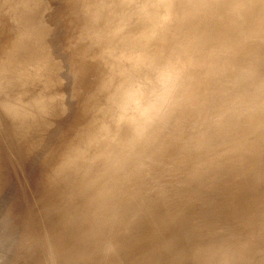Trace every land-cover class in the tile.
Wrapping results in <instances>:
<instances>
[{"label":"rangeland","instance_id":"374dc122","mask_svg":"<svg viewBox=\"0 0 264 264\" xmlns=\"http://www.w3.org/2000/svg\"><path fill=\"white\" fill-rule=\"evenodd\" d=\"M0 15V264H39L36 262L41 263V260H43L42 264H264V166L254 168V159L250 156H244L243 161L238 164H227L223 168L205 175L202 168L205 161L195 156L185 158L180 153L177 144L162 142L155 147H158L157 149H150L149 153L151 155L147 153L145 166L140 170V172L144 170V173L142 172L144 175L139 172L138 178L141 179L139 181L138 178L136 179L142 184L141 187L135 182L130 187L128 186L130 190L126 187L127 192L130 191L131 195L134 196V192H136V195L138 193V198L135 195L137 200L130 193L128 195L132 198L126 195L127 192H125L126 194L123 193L125 189L121 192L125 194L122 197L126 196L127 198L128 196L129 200L127 199V202L131 199H133V202H138L135 203L136 205H132L133 202L131 204V201V205L127 203L128 206L132 207L131 210L126 205V209L123 206L126 204V198H124L125 202L121 201L119 204L122 194L118 195L111 192L113 194L108 195L109 190L112 188H109V185H111L113 179V171L108 166L112 163L111 159L115 157L117 151L115 149L119 148L118 145L123 142L122 145H125L131 139L132 129L139 122L141 123L150 118L166 87L164 73L156 70L153 66L157 53L166 45L167 38L162 36L159 31L163 13L158 16L149 0H0ZM72 53H75V56ZM116 59L118 62L115 61ZM45 99L47 100L45 101ZM6 100L10 112L8 110L4 111V107L1 105L2 103L5 104L4 101ZM72 100L73 102H71ZM42 102L46 103L45 106ZM93 103L97 109H95ZM99 105H102V108ZM89 106L91 113L94 111L93 114H95L91 117V120L97 115L102 118L104 114L101 121L95 119L97 117L93 119L102 131L97 129L98 126L96 128L97 124L94 121L93 123L89 120L91 123L89 124L87 119H90ZM59 108L63 110L61 111ZM114 108H116L115 111ZM99 109L102 110L98 111ZM80 110L82 111L80 112ZM86 110H89V112L84 113L83 111ZM60 111L64 114L59 115ZM95 111H98L99 114H96ZM109 111L112 118L108 114L110 118L107 116L109 119L106 120ZM76 112L81 116H77ZM18 113L20 116H18ZM85 114L89 116L87 115V117ZM22 115H25L23 116L24 120ZM6 117L7 119H5ZM85 119L88 121V123L85 122L86 125H90V129L92 125V131H94V127L99 130V135L97 130H95L97 133H94L96 137L91 132H89L90 134L87 133L89 128H87L88 131H83L87 127L83 123ZM102 120L106 123L100 124L103 122ZM115 121L116 124L114 125ZM44 124L47 125L48 129ZM67 125L68 127H64ZM79 125H83L79 129L83 131V134L86 132L85 135L79 134L81 132L79 129L76 131L77 128L75 129V127ZM109 126L112 127L110 135L108 134L110 133ZM114 126H117L118 130ZM115 129L116 134L112 133ZM61 130L67 132V134H70L69 132L73 134L76 131L75 136L70 134V138L72 135L73 139H76L70 140L66 133H64L66 135H61L63 134ZM70 130H74V132ZM17 131H19V134ZM118 131L121 136L124 135V138H121ZM102 132L105 134H101ZM77 133L82 137H78ZM86 134L89 135L90 140H94L92 143L86 138L92 144L89 142L84 144ZM117 134L119 140L121 139L120 144L118 143ZM59 135L64 138L61 137L62 142ZM103 135H107V137L104 136V138ZM112 135L115 137L112 138ZM24 138L25 140H23ZM42 138H46V140ZM77 138L81 139L78 140ZM108 138L109 142L107 141ZM42 141L44 142L39 143ZM63 141H65L64 144H67L64 145ZM69 141L70 143L73 141L72 145L69 144ZM100 141H103L105 145L101 144ZM77 143H80V146ZM81 143L85 145L86 150L91 148L86 143L92 145V148L88 150L92 155L95 154L94 152H96L98 146L102 147L98 149H100L99 151L103 150L105 153L103 152L102 155V151H97L96 154L103 161L96 155L92 156ZM112 144L116 145L117 148H112ZM93 145L98 146L93 149ZM65 146L67 147L64 148ZM103 146H106V148ZM109 146L112 153L110 152L111 149L108 148ZM62 147L63 149H60ZM25 148L26 151L23 152ZM78 148L79 151L75 150ZM59 151H62L61 155ZM78 152L83 156H80ZM153 153L157 156L155 157ZM172 154L175 157L171 156ZM22 155L23 157H21ZM68 156L69 158L72 157L71 159L76 157L74 168H72L73 163L70 165L65 161L66 159L61 163L63 157L68 158ZM77 156L82 158L85 163L80 160L77 161ZM60 157L62 160H60ZM91 157L95 160H91ZM106 157L107 159H104ZM161 157L164 159H161ZM97 158L101 163L98 162ZM108 158H111V161ZM55 159L58 162H56L57 164H54ZM160 159L163 161H160ZM43 160L44 164L42 163ZM106 160H108V163L105 162ZM79 161L80 163H78ZM95 161L97 162L95 163ZM61 164L71 166L68 168L70 170H67V167L64 169L69 171L68 174H63L66 171L62 169L64 165L61 168ZM94 164L97 166H94ZM150 164L155 169L150 168ZM53 165H58L56 167L60 171ZM52 167H55L57 172ZM90 167H93V171L90 170ZM40 168L43 170H37ZM72 169L71 175L70 171ZM36 170L39 173H36ZM45 170L50 171L49 174L54 171L56 175L52 174V177L56 176L57 179L52 180L51 174L48 175ZM34 172L39 179H36L35 175L33 176L34 180L30 178ZM59 172L63 174L62 180L59 177L61 176ZM83 172L86 175L82 174ZM43 174H46L47 178L50 181L52 180L55 185H52V182L49 181V184L46 183L47 178L43 181L42 179L46 177L45 175L43 177ZM2 177L6 181H3ZM29 180L33 181L30 182ZM44 182L49 185V189L46 188L47 185ZM58 182H60L59 185H57ZM134 184L137 186H133ZM51 186L55 187L52 188ZM134 187L136 189L139 187V190L136 191ZM142 187L149 188L151 192L145 189L140 192ZM39 188H42L41 192L43 194L39 193ZM133 190L135 191L133 192ZM144 191L152 197L149 195L148 198ZM143 193L145 194L143 199L147 196L145 201L142 199L143 196H140ZM14 194H18L19 197L14 196ZM115 194L120 196V198L117 196L118 200H116ZM107 195L109 198L115 195L113 199H110L112 204L107 199ZM153 195H156L159 199ZM59 196L61 197L59 198ZM140 198L142 201L139 200ZM12 201L15 202L14 204L17 202L19 204L12 206ZM57 201L61 204L63 201L64 205L59 204ZM113 201L116 202V205ZM121 205L124 207L125 211L122 210V212L126 213L125 216L120 210L122 209ZM73 207L76 209L74 210ZM115 207H118L119 210L115 209L117 210L115 211ZM71 209L72 213H70ZM4 210L5 213H3ZM40 212L43 214L41 215ZM73 212H75V215ZM98 213L101 215H98ZM38 216L42 217L39 218ZM19 217L21 221L18 220ZM85 217L87 220H83ZM112 220H114V223ZM97 223L98 227L95 226L94 228ZM100 223L107 225L106 227L99 226ZM81 225L83 226L81 227ZM23 232L25 233L23 234ZM122 234L123 236H120ZM51 235L55 240L51 238ZM94 237L96 240L92 239ZM118 237H121L122 244L121 239L120 244L117 242ZM130 237L132 238L130 239ZM25 239L27 240L24 241ZM28 240H30L29 245ZM90 240L93 244L87 243ZM94 240L96 243H101V240L103 242L94 244ZM97 240H100V242ZM34 241L36 242L33 244ZM125 241L127 243H124ZM131 241L132 243H130ZM23 247L24 249H22ZM34 247L35 249H33ZM36 255H41L43 258L40 256L41 260H37L39 258ZM95 258L97 259L95 260ZM23 259L24 261H22Z\"/></svg>","mask_w":264,"mask_h":264},{"label":"clouds","instance_id":"9594fccd","mask_svg":"<svg viewBox=\"0 0 264 264\" xmlns=\"http://www.w3.org/2000/svg\"><path fill=\"white\" fill-rule=\"evenodd\" d=\"M149 2L164 14L166 45L153 66L166 87L150 118L118 148L109 191L130 186L162 142L205 161V175L244 156L264 166V0Z\"/></svg>","mask_w":264,"mask_h":264},{"label":"bare ground","instance_id":"6f19581e","mask_svg":"<svg viewBox=\"0 0 264 264\" xmlns=\"http://www.w3.org/2000/svg\"><path fill=\"white\" fill-rule=\"evenodd\" d=\"M41 2H42V1H41ZM39 4H40V3H39ZM13 5H14V4H13ZM5 8H6V7H5ZM38 10L40 11V8H39ZM4 11H5V10H4ZM4 13H5V12H4ZM37 14H38V12H37ZM0 16H1V15H0ZM35 16H36V14H35ZM29 17H30V16H29ZM29 17H28V18H29ZM33 17H34V16H33ZM37 17H38V16H37ZM21 18H22V17H21ZM44 18H45V17H44ZM25 20H26V18H25ZM68 20H69V19H68ZM26 21H28V20H26ZM31 21H32V20H31ZM31 21H30V24H31ZM36 22H37V21H36ZM26 23H27V22H26ZM32 23H33V22H32ZM49 24H50V23H49ZM27 26H29V25H27ZM27 26H26V27H27ZM34 26H35V25H34ZM29 27H30V26H29ZM30 28H31V27H30ZM42 28H43V27H42ZM42 28H41V29H42ZM72 28H73V27H72ZM38 29H39V28H38ZM54 29H55V28H54ZM38 31H39V30H38ZM38 31H37V32H38ZM72 31H73V30H72ZM26 32H27V31H26ZM26 32H25V33H26ZM31 32H32V31H31ZM69 32H70V31H69ZM75 32H76V31H75ZM41 33H42V32H41ZM28 34H30V33H28ZM68 34H69V33H68ZM73 34H75V33H73ZM39 35H40V34H39ZM41 35H42V34H41ZM41 35H40V36H41ZM28 36H29V35H28ZM72 37H73V36H72ZM30 38H31V37H30ZM32 38H33V36H32ZM71 39H72V38H71ZM67 43H68V42H67ZM37 45H38V44H37ZM71 45H72V44H71ZM77 45H78V44H77ZM80 47H81V46H80ZM143 48H145V47H143ZM77 49H78V48H77ZM71 50H72V49H71ZM70 52H71V51H70ZM74 52H75V51H74ZM76 52H77V51H76ZM77 53H78V52H77ZM80 53H81V52H80ZM80 53H79V54H80ZM72 54H73V53H72ZM74 54H75V53H74ZM74 54H73V55H74ZM79 54H78V57H79ZM80 55H81V54H80ZM74 56H75V55H74ZM105 56H106V55H105ZM107 57H108V56H107ZM74 58H75V57H74ZM91 58H92V57H91ZM108 58H109V57H108ZM78 59H79V58H78ZM114 59H115V58H114ZM72 60H73V59H72ZM79 60H80V59H79ZM82 60H83V58H82ZM84 60H85V59H84ZM115 61L118 62L117 59H116ZM48 64H49V63H48ZM120 67H121V66H120ZM120 67H119V68H120ZM119 68H118V69H119ZM152 77H155V76H152ZM152 77H151V78H152ZM46 78H47V77H46ZM54 88H55V87H54ZM39 91H40V89H39ZM42 91H43V90H42ZM55 92H56V91H55ZM35 93H36V92H35ZM57 93H58V92H57ZM144 93H145V92H144ZM24 94H25V93H24ZM54 94H56V93H54ZM53 96H54V95H53ZM62 96H64V95H62ZM66 96H67V95H66ZM69 96H70V95H69ZM19 97H20V96H19ZM33 97H34V96H33ZM54 97H55V96H54ZM12 98H13V97H12ZM31 98H32V97H31ZM51 98H52V97H51ZM65 98H66V97H65ZM96 98H98V97H96ZM111 98H112V96H111ZM113 98H114V97H113ZM38 99H39V98H38ZM49 99H50V98H49ZM53 99H54V98H53ZM53 99H52V100H53ZM94 99H95V98H94ZM94 99H93V100H94ZM29 100H30V99H29ZM46 100H47V99H45V101H46ZM30 101H31V100H30ZM41 101H42V100H41ZM65 101H66V100H65ZM4 102H5V104H4V103L1 104V105L4 107V111H5V110H6V111H7V110L9 111L10 109L7 108V104H6V103H7V100L4 101ZM26 102H27V101H26ZM59 102H60V101H59ZM67 102L69 103V101H67ZM71 102H73V100H72ZM95 102H96V100H95ZM42 103H43V102H42ZM90 103H91V102H90ZM17 104H18V103H17ZM40 104H41V103H40ZM43 104H44V103H43ZM45 104H46V103H45ZM45 104H44L43 106H45ZM93 104H94V103H93ZM98 104H99V103H98ZM102 104H103V102H102ZM26 105H27V104H26ZM33 105H34V104H33ZM57 105H58V104H57ZM70 105H71V104H70ZM70 105H69V106H70ZM89 105H91V104H89ZM103 105H104V104H103ZM34 106H35V105H34ZM53 106H54V104H53ZM53 106H52V107H53ZM55 106H56V105H55ZM64 106H65V108H66V104H65ZM94 106H95V109H97L95 104H94ZM99 106H100V105H99ZM48 107H49V106H48ZM61 107H62V106H61ZM67 107H68V106H67ZM91 107H93V106L91 105ZM100 107L102 108V105H101ZM14 108H15V107H14ZM19 108H20V107H19ZM30 108H31V107H30ZM35 108H36V107H35ZM82 108H83V107H82ZM84 108H86V107H84ZM104 108H105V107H104ZM104 108H103V109H104ZM15 109H16V108H15ZM59 109H60V108H59ZM67 109L69 110L70 108H67ZM88 109H90V106H89ZM95 109H94V110H95ZM115 109H116V108H114L113 110L115 111ZM45 110H46V109H45ZM60 110H61V109H60ZM62 110H63V109H62ZM62 110H61V111H62ZM100 110H102V109H99L98 111H100ZM113 110L111 111L112 113H113ZM24 111H26V110L24 109ZM61 111H60V114H59V115L64 114V113H61ZM81 111H82V110H80V112H81ZM92 111H93V110H92ZM98 111H97V112H98ZM9 112H10V111H9ZM19 112H20V111H19ZM30 112H31V111H30ZM44 112H45V111H44ZM51 112H52V111H51ZM51 112H49V113H51ZM55 112H56V111H55ZM83 112H84V113H88L89 110H86V111H83ZM95 112H96V111H95ZM97 112H96V114H99V112H98V113H97ZM111 112L109 111V112L107 113L106 117L108 116V114H110V116H111V118H112V114H111ZM22 113H23V112H22ZM31 113H33V112H31ZM37 113H38V112H37ZM37 113H36V114H37ZM46 113H47V111H46ZM49 113H48V114H49ZM65 113H66V111H65ZM69 113H70V112H69ZM69 113H68V114H69ZM93 113H94V111H93ZM93 113H91V109H90V114H89V115H90V119L87 118L88 121L91 120V117H93V115H95V114H93ZM100 113H101V112H100ZM102 113H104V112L102 111ZM116 113H118V112H116ZM131 113L133 114V112H131ZM16 114H17V113H16ZM20 114H21V113H20ZM48 114H47V115H48ZM56 114H58V113H56ZM76 114H77V112H76ZM30 115H31V114H30ZM34 115H35V114H34ZM44 115H45V114H44ZM59 115H58V116H59ZM65 115H66V114H65ZM70 115H71V114H70ZM87 115H88V114H87ZM87 115L85 114V116H87ZM89 115H88V116H89ZM91 115H92V116H91ZM18 116H20L19 113H18ZM18 116H17V117H18ZM23 116H25V115H22V119H23ZM39 116H40V115H39ZM42 116H43V114H42ZM56 116H57V115H56ZM77 116H81V115H78V114H77ZM82 116H83V115H82ZM88 116H87V117H88ZM110 116H108V117L110 118ZM113 116H114V115H113ZM7 117H8V116H7ZM7 117H6L5 119H7ZM17 117H16V118H17ZM33 117H34V116H33ZM45 117H47V116H45ZM49 117H50V116H49ZM51 117H52V116H51ZM54 117H55V116H54ZM68 117H70V116H68ZM73 117H74V116H73ZM83 117H84V116H83ZM95 117H97V118H95ZM95 117H94L95 119H99V120L101 121V119L104 118V114H103V117H102V118H101V117L99 118L98 115L95 116ZM108 117L106 118V120L109 119ZM114 117H115V116H114ZM144 117H145V119L147 118L146 115H145ZM20 118H21V117H20ZM43 118H44V117H43ZM59 118H60V117H59ZM80 118H81V117H80ZM84 118H86V117H84ZM84 118H83V119H84ZM94 118H92L91 122L94 121L95 124H97V122H96L95 120H93ZM115 118H116V117H115ZM30 119H31V118H30ZM49 119H51V118H49ZM62 119H63V118H62ZM113 119H114V118H113ZM148 119H149V118H148ZM9 120H10V119H9ZM23 120H24V119H23ZM26 120H27V119H26ZM39 120H40V118H39ZM64 120H65V118H64ZM73 120H74V119H73ZM73 120H72V121H73ZM81 120H82V119H81ZM81 120H80V121H81ZM99 120H98V121H99ZM103 120H105V119H103ZM103 120H102V121H103ZM106 120H105V121H106ZM110 120H112V119H110ZM142 120H143V119H142ZM146 120H147V119H146ZM10 121H11V120H10ZM10 121H8V122H10ZM28 121H29V120H28ZM47 121H48V120H47ZM72 121H71V122H72ZM75 121H76V119H75ZM78 121H79V119H78ZM85 121L88 123V121H87L86 119L83 121V123H85V127L87 126V127H86V130L82 128L83 131H88L87 128H89V131L87 132L88 134H90L89 132H91V134L93 133V135H94V133L96 134L97 131H98L97 134L99 135L100 132H99V130H97V129H100V130H101V128L98 126V124L96 125V128H97V126H98L97 129H95V127H94V131L97 130V131L94 132V131H92V129H93V128H92V125H91V129H90V127H89V126H90L89 124H91L90 121H89V124H87V125H86V122H85ZM105 121H103L102 123H100V122H98V123L103 124ZM19 122H20V121H19ZM19 122H18V123H19ZM36 122H37V121H36ZM62 122H63V121H62ZM62 122H60V123H62ZM65 122H66V121H65ZM73 122H74V121H73ZM94 122H93V123H94ZM106 122H108V121H106ZM106 122H105V123H106ZM113 122H114V121H113ZM143 122H144V121H143ZM25 123H26V122H25ZM68 123H69V121H68ZM105 123H104V124H105ZM110 123H111V121H110ZM139 123H140V122H139ZM14 124H15V123H14ZM16 124H17V123H16ZM16 124H15V125H16ZM27 124H28V123H27ZM33 124H35V123H33ZM40 124H41V123H40ZM64 124H65V123H64ZM71 124H72V123H71ZM75 124H76V123H75ZM77 124H78V123H77ZM95 124H93V125L95 126ZM100 124H99V125H100ZM115 124H116V121H115L114 125H115ZM21 125H22V124H21ZM21 125H20V126H21ZM38 125H39V124H38ZM38 125H37V126H38ZM52 125H54V124L52 123ZM56 125H57V124H56ZM56 125H55V127H56ZM59 125H60V124H59ZM61 125H62V124H61ZM68 125H69V124H68ZM68 125H67V126H64V127H68ZM73 125H74V124H73ZM83 125H84V124H83ZM83 125L76 126V127H75V129L77 128L76 131H78L79 127H80V126H83ZM106 125H111V124H106ZM112 125H113V123H112ZM25 126H26V125H25ZM25 126H24V127H25ZM40 126H41V125H40ZM44 126H45V124H44ZM44 126H43V127H44ZM46 126H47V125H46ZM46 126H45V127H46ZM24 127H23V128H24ZM26 127H27V126H26ZM34 127H35V126H34ZM51 127H52V126H51ZM55 127H54V128H55ZM57 127L59 128L60 126H57ZM70 127H71V126H70ZM85 127H84V128H85ZM114 127L117 128V126H114ZM27 128H28V127H27ZM36 128H37V127H36ZM46 128H47V127H46ZM71 128L74 129V127H71ZM80 128H81V127H80ZM108 128H110V129H109V130H110V133H108V134L110 135V134H111L112 127L109 126ZM24 129H25V128H24ZM43 129H44V128H43ZM47 129H48V128H47ZM55 129H56V128H55ZM64 129H65V128H64ZM12 130H13V129H12ZM30 130H31V129H30ZM37 130H38V129H37ZM49 130H50V129H49ZM49 130H47V131H49ZM53 130H54V129H53ZM68 130H69V129H68ZM90 130H91V131H90ZM117 130H118V128H117ZM132 130H133V129H132ZM13 131H15V130H13ZM33 131H34V130L32 129V132H33ZM54 131H55V130H54ZM54 131H53V132H54ZM70 131H73V132H74V130H70ZM76 131H75V132H76ZM79 131H81V132H79V134L83 132V131L80 130V129H79ZM101 131H102V130H101ZM113 131H114V132H113ZM113 131H112V133H115V134H116V132H117L116 129L113 130ZM119 131H120V130H119ZM119 131H118V134H119ZM122 131H123V130H122ZM17 132H18V134H19V131H17ZM40 132H41V130H40ZM49 132H50V131H49ZM56 132H57V130H56ZM61 132H63V134H61V135H66V134H67V132H64V131H62V130H61ZM75 132H74V133H75ZM105 132H106V131H105ZM23 133H24V132H23ZM45 133H46V132H45ZM64 133H66V134H64ZM69 133L72 134L71 132H69ZM74 133H73V134H74ZM85 133H86V132H84V134H83V133H82V134L85 135ZM106 133H107V132H106ZM47 134H48V133H47ZM50 134H51V133H50ZM56 134H57V133H56ZM70 134H67L66 136L70 138ZM73 134H72V135H73ZM77 134H78V133H77ZM79 134H78V137H82V135H79ZM101 134H105V133L102 132ZM115 134H114V135H115ZM118 134H117V139L119 140V138H118ZM131 134H132V133H131ZM131 134H130V136H132ZM13 135H14V134H13ZM15 135H16V134H15ZM40 135H41V134H40ZM72 135H71L70 140H71V139H72V140H75L76 138L73 139ZM75 135H76V134H74L73 136H75ZM93 135H92V136H93ZM114 135H112V138H113ZM119 135H120V134H119ZM19 136H20V135H19ZM19 136H18V137H19ZM24 136H25V135H24ZM41 136H42V135H41ZM44 136H45V135H44ZM86 136H87V134H86ZM92 136H91V137H92ZM94 136H95V135H94ZM104 136L107 137V135H103V137H104ZM120 136H121V135H120ZM120 136H119V137H120ZM123 136H124V135H123ZM123 136H121V138H124ZM15 137H16V136H15ZM34 137H35V136L33 135V138H34ZM36 137H37V136H36ZM38 137H39V136H38ZM61 137H62V136L59 135L60 140H61ZM83 137H84V136H83ZM95 137H96V136H95ZM95 137H94V138H95ZM105 137H104V138H105ZM114 137H115V136H114ZM22 138H23V136H22ZM33 138H32V140L35 141V139H33ZM59 138H58V139H59ZM62 138H63V137H62ZM65 138H66V137H65ZM86 138L89 139V135H88L87 137H85V139H86ZM98 138H99V137H98ZM101 138H102V137H101ZM128 138H129V137H128ZM130 138H131V137H130ZM39 139H40V138H39ZM39 139H38V140H39ZM42 139H43V138H42ZM58 139H57V140H58ZM63 139H64V138H63ZM77 139H78V138H77ZM79 139H81V138H79ZM79 139H78V140H79ZM90 139H91V138H90ZM90 139H89V140H90ZM114 139H115V138H114ZM19 140H20V139H19ZM23 140H25V138H24ZM43 140H46V138H44ZM66 140H67V139H66ZM83 140H84V139H83ZM89 140L86 139V141H84V144H85V142H89V143L92 142V143H93V141H94V140H90V141H91V142H90ZM103 140H104V139H103ZM108 140H109V138L107 139V141H108ZM122 140H124V139H122ZM127 140H128V139H127ZM129 140H130V139H129ZM67 141H68V140H67ZM107 141H105V142H107ZM124 141H125V140H124ZM32 142H33V141H32ZM43 142H44V141L39 142V143H43ZM46 142H47V141H46ZM56 142H57V143H58V142L61 143L62 140H61V142H60V141H56ZM64 142H65V141H63V144H64ZM72 142H73V141H72ZM72 142H71V143H72ZM76 142H78V141L76 140ZM108 142H109V141H108ZM120 142H121V139L119 140L118 143L120 144ZM125 142H127V141H125ZM22 143H23V142H22ZM36 143H37V142H36ZM71 143H70V141H69V144H71ZM89 143H86V145H87V146H91V148H92V145H90ZM92 143H91V144H92ZM98 143H99V142H98ZM98 143H97V144H98ZM100 143L102 144L103 141H100ZM123 143H124V142H123ZM123 143H122V144H123ZM31 144H34V143H31ZM37 144H38V143H37ZM65 144H67V143H65ZM65 144H64V145H65ZM69 144H68V145H69ZM77 144H78V143H77ZM79 144H80V143H79ZM79 144H78V145H79ZM84 144L81 143V145H83V147L85 146ZM88 144H89V145H88ZM95 144H96V143H95ZM103 144H104V143H103ZM110 144H111V143H110ZM122 144H120V145H122ZM125 144H126V143H125ZM164 144H165V143H164ZM166 144H167V142H166ZM18 145H19V144H18ZM56 145H57V144H56ZM61 145H62V144H61ZM71 145H72V144H71ZM71 145H70V146H71ZM78 145H76V146L78 147ZM104 145H105V144H104ZM112 145H113V144H112ZM112 145H111V146H112ZM120 145H118V146L120 147ZM24 146H25V144H24ZM24 146H22V147H24ZM36 146H37V145H36ZM79 146H80V145H79ZM95 146H96V145H93V149H94ZM97 146H98V145H97ZM97 146H96V147H97ZM115 146H116V145H115ZM115 146L113 145L112 148H113V147H114V148H117V146H116V147H115ZM3 147H4V146H3ZM22 147H21V148H22ZM56 147H57V150H58V149H59V148H58V145H57ZM59 147H60V145H59ZM66 147H67V146H65L64 148H66ZM68 147H69V146H68ZM74 147H75V145H74ZM81 147H82V146H81ZM103 147L106 148V146H103ZM160 147H161V146H160ZM21 148H20V149H21ZM52 148H53V147H52ZM54 148H55V147H54ZM71 148H72V147H71ZM87 148H88V147H87ZM91 148H88V150L91 149ZM98 148H102V147H99V146H98L97 149H96V152H97V151H98V152H101V151H102V155H103L105 152H104L103 150L99 151L100 149H98ZM105 148H104V150H105ZM108 148L111 149L110 146H109ZM157 148H158V147H157ZM157 148H155V149H157ZM162 148H163V147H162ZM27 149H28V148H27ZM35 149H36V148H35ZM55 149H56V148H55ZM60 149H63V147L60 148ZM84 149L86 150L85 147H84ZM159 149H160V148H159ZM164 149H165V148H164ZM164 149H163V150H164ZM173 149H174V148H173ZM176 149H177V148H176ZM21 150H22V149H21ZM23 150H24V149H23ZM38 150H39V149H38ZM51 150H53V149H51ZM67 150L69 151V149H67ZM67 150H66V151H67ZM75 150H78V151H79V148H78V149H75ZM85 150H84V151H85ZM88 150H86V151H88ZM116 150H118V148L115 149V151H116ZM167 150H168V149H167ZM25 151H26V148H25V150H24L23 152H25ZM29 151H30V150H29ZM55 151H56V150H55ZM82 151H83V150H82ZM92 151H93V150H92ZM108 151H109V150H108ZM111 151H112V149L110 150V152H111ZM174 151H175V149H174ZM23 152H22V153H23ZM59 152H60V155H61V152H62V151H59ZM69 152H70V151H69ZM75 152H76V151H75ZM80 152H81V150H80ZM88 152H89V151H88ZM96 152H94V153H95L94 155L97 156L98 154H96ZM103 152H104V153H103ZM113 152H114V151H113ZM116 152H117V151H116ZM149 152H150V150H149ZM149 152H148V154L151 155V153H149ZM153 152H154V151H153ZM35 153H37V152H35ZM51 153H52V151H51ZM53 153H54V152H53ZM56 153H57V152H56ZM63 153H65V152H63ZM63 153H62V154H63ZM67 153H68V152H67ZM70 153H71V152H70ZM72 153H73V152H72ZM78 153H79V152H78ZM78 153H77V155H78ZM81 153H82V152H81ZM81 153H79V155H80ZM83 153H84V152H83ZM86 153H87V152H86ZM86 153H85V154H86ZM89 153H90V152H89ZM89 153H88V154H89ZM92 153H93V152H92ZM108 153H109V152H108ZM111 153H112V152H111ZM178 153H179V152H178ZM26 154H28V152H26ZM26 154H25V155H26ZM46 154H48V153H46ZM49 154H50V152H49ZM49 154H48V155H49ZM57 154L59 155V153H57ZM65 154H66V153H65ZM90 154H91V153H90ZM106 154H107V153H106ZM153 154H154V153H153ZM170 154H171V153H170ZM176 154H177V153H176ZM35 155H36V154H35ZM50 155H52V154H50ZM50 155H49V157H50ZM74 155H76V153H74ZM79 155H78V156H79ZM91 155H92V154H91ZM91 155H89V156H91ZM94 155H92V156H94ZM107 155H110V154H107ZM107 155H106V156H107ZM112 155H113V154H112ZM163 155H164V154H163ZM177 155H178V154H177ZM29 156H30V154H29ZM46 156H47V155H46ZM63 156H64V155H63ZM70 156H72V154H70ZM78 156H77V158H78ZM80 156H83V155H80ZM96 156H95V159H96ZM148 156H149V155H148ZM154 156L156 157L157 155L154 154ZM171 156H173V154H172ZM21 157H23V155H22ZM30 157H31V156H30ZM54 157H56V156H54ZM65 157H67V156L65 155ZM65 157H63L64 159H63V161H62L61 163H63L65 159H66L65 161L67 162V161H69V160H67V159H71V158H72V157L69 158V156H68V158H65ZM86 157H87V156H86ZM97 157H98V156H97ZM101 157H102V156H101ZM149 157H150V156H149ZM173 157H175V156H173ZM44 158H47L48 160L50 159V158H48V157H44ZM75 158H76V157L73 158L74 161H75ZM84 158H85V157H83V159H84ZM98 158H99V157H98ZM98 158H97V159H98ZM111 158H112V157H111ZM111 158H108V159L110 160ZM150 158H151V157H150ZM165 158H166V157H165ZM2 159H3V158H2ZM17 159H18V158H17ZM57 159H58V156H57ZM93 159H94V158H93ZM93 159H92V157H91V160H93ZM95 159H94V160H95ZM99 159H100V158H99ZM99 159H98V162H99ZM104 159H107V157L104 158ZM156 159H157V158H156ZM161 159H164V158L161 157ZM161 159H160V161H163V160H161ZM166 159H167V158H166ZM169 159H170V158H169ZM251 159H252V158H251ZM4 160H6V159H4ZM15 160H16V159H15ZM21 160H22V159H21ZM23 160H24V158H23ZM25 160H28V159H25ZM31 160H32V158H31ZM44 160L47 161L46 159H44ZM44 160L42 161L43 164L45 163ZM55 160H56V159H55ZM60 160H62L61 157H60ZM60 160H58V161H60ZM78 160L82 161V163L84 162V160H82V158H78L77 161H78ZM85 160H87V158H85ZM100 160H101V159H100ZM111 160H113V159H111ZM111 160H110V161H111ZM153 160H154V159H153ZM157 160L159 161V159H157ZM13 161H14V160H13ZM18 161H19V160H18ZM77 161H76V163H77ZM80 161H79L78 163H80ZM88 161H89V160H88ZM101 161H103V160H101ZM101 161H100L99 163H101ZM107 161H108V160H106L105 162H107ZM24 162H25V161H24ZM56 162H57V160L54 161V164H57V163H58V162H57V163H56ZM66 162H65V164H66ZM90 162H91V161H90ZM96 162H97V161H95V163H96ZM145 162H146V161H145ZM145 162H144V163H145ZM155 162H157V161H155ZM2 163L5 164L3 161H2ZM46 163H47V162H46ZM48 163H49V162H48ZM59 163H60V162H59ZM84 163H85V162H84ZM92 163H93V162H92ZM102 163H103V162H102ZM107 163H108V162H107ZM110 163H111V162H110ZM29 164H30V163H29ZM40 164H41V163H40ZM49 164H51V163H49ZM52 164H53V163H52ZM87 164H88V163H87ZM244 164H245V163H244ZM59 165H60V164H59ZM62 165H64V164H61V168H62ZM67 165H68V164H67ZM67 165H66V166L64 165V168H62V169L64 170V169H66L65 167H67V170H70V169H68V168H70L71 166L69 167V165H68V166H67ZM70 165H72V164H70ZM73 165H74V166H73ZM73 165H72V168L75 167V164H74V163H73ZM77 165H78V164H77ZM95 165H96V164H94V166H95ZM104 165H105V163H104ZM150 165H151V164H150ZM167 165H168V164H167ZM247 165H248V164H247ZM4 166H5V165H4ZM28 166H29V165H28ZM48 166H49V165H48ZM53 166L56 167V166H58V165H53ZM81 166H82V165H81ZM91 166H92V165H91ZM94 166H93V167H94ZM96 166H97V165H96ZM99 166H100V165H99ZM99 166H98V167H99ZM101 166H102V164H101ZM144 166H145V164H144ZM147 166H148V165H147ZM241 166H242V165H241ZM23 167H24V166H23ZM38 167H41V166H38ZM42 167H43V165H42ZM42 167H41V168H42ZM45 167L47 168V166H45ZM45 167H44V168H45ZM49 167L51 168V166H49ZM55 167H54V168H55ZM77 167H78V166H77ZM93 167H90V168H91V169H90L91 171H93V170H92ZM108 167L110 168L111 165H109ZM41 168H40V169H37V170H43V169H41ZM54 168L52 167L53 170H54ZM56 168H57V167H56ZM56 168H55V170H56ZM61 168H59V169H61ZM79 168H80V166H79ZM79 168H77V169H79ZM83 168H84V167H83ZM85 168H86V167H85ZM150 168H153V165H151ZM20 169H21V167H20ZM80 169H81V168H80ZM86 169H87V168H86ZM86 169H85V170H86ZM93 169L95 170V167H94ZM153 169H155V168H153ZM230 169H231V168H230ZM8 170H9V169H8ZM37 170H36V171H37ZM48 170H49V169H48ZM48 170H45V171L48 173V172H50V171H48ZM55 170H54V171H55ZM57 170H58V168H57ZM57 170H56V172H57ZM67 170H64V171H66V172H64L63 174H66L67 172L69 173V171H67ZM83 170H84V169H83ZM108 170H109V169H108ZM151 170H152V169H151ZM151 170H150V171H151ZM161 170H162V169H161ZM5 171H6V170H5ZM20 171H21V170H20ZM25 171H26V169H25ZM54 171H53L52 174L56 175V173H54ZM58 171H60V170H58ZM72 171H73V169L70 171L71 175H72ZM143 171H144V170H143ZM143 171H141L140 173H142ZM152 171H153V170H152ZM156 171H157V170H156ZM156 171H154V172L156 173ZM40 172H41V171H40ZM46 172H44V173H46ZM80 172H81V171H80ZM95 172H96V171H95ZM101 172H102V171H101ZM103 172L105 173V171H103ZM109 172H110V171H109ZM111 172H112V171H111ZM145 172H146V170H145ZM147 172H148V171H147ZM158 172H159V171H158ZM36 173H39V171H37ZM36 173L34 172V174L31 175L32 177H30V178H33V176H34ZM68 173H67V174H68ZM84 173H85V172H83L82 174H84ZM87 173H88V171H87ZM98 173H99V172H98ZM143 173H144V172H143ZM143 173H142V175H144ZM3 174H4V173H3ZM50 174H51V173H50ZM50 174L48 173V175H50ZM52 174H51L50 177H52ZM63 174H62V173L60 174V172H59V175L62 176V177L59 176V177L61 178V180H62V178H63ZM82 174H80V175H82ZM102 174H103V173H102ZM242 174H243V173H242ZM8 175H9V174H8ZM10 175H11V174H10ZM10 175H9V176H10ZM37 175L39 176V174H37ZM44 175L46 176V174H43V177H45ZM54 175H53V176H54ZM71 175H70V176H71ZM76 175H77V173H76ZM80 175H78V176H80ZM84 175H86V174H84ZM84 175H83V176H84ZM142 175H141V176H142ZM149 175H150V173H149ZM9 176H8V178H9ZM14 176H15V175H14ZM23 176H24V174H23ZM35 176H36V175H35ZM78 176H77V177H78ZM89 176H90V175H89ZM145 176H146V175H145ZM151 176H152V175H151ZM3 177H4V176H3ZM3 177H2V180H3ZM21 177H22V176H21ZM25 177H26V176H25ZM39 177H40V176H39ZM41 177H42V175H41ZM48 177H49V176H48ZM87 177H88V176H87ZM87 177H86V178H87ZM8 178H7V180H9ZM18 178H19V177H18ZM35 178H36V179H39V178H37V176H36ZM35 178H33V180H34ZM46 178H47V176H46L45 178H43L42 180L44 181ZM55 178H56V176H54V178L52 177V180L55 179ZM92 178H93V177H92ZM159 178H161V177H159ZM234 178H235V177H234ZM20 179H21V178H20ZM22 179H23V178H22ZM48 179H49V178L46 179V180H47L46 183H48V181H49V182H52V180L50 181V179H49V180H48ZM56 179H57V178H56ZM56 179H55V180H56ZM66 179H67V178H66ZM94 179H95V178H94ZM99 179H100V178H99ZM140 179H141V178H138L137 180L139 181ZM26 180H27V179H26ZM33 180H32V181H33ZM61 180H60V181H61ZM70 180H71V179H70ZM137 180H135L134 182H135V183H138V186L141 187L142 184L139 183ZM143 180H144V176H143ZM3 181H6V180H3ZM15 181H16V180H15ZM22 181H24V180H22ZM22 181H21V183H23ZM29 181L32 182L31 180H29ZM35 181H36V180H35ZM35 181H34V182H35ZM38 181H39V180H38ZM43 181H42V182H43ZM57 181H59V180H57ZM64 181H65V179H64ZM145 181H146V180H145ZM147 181H148V180H147ZM147 181H146V182H147ZM10 182H11V181H10ZM27 182H28V181H27ZM68 182H69V181H68ZM134 182H133V183H134ZM141 182H142V181H141ZM8 183H9V182H8ZM24 183H26V182H24ZM36 183H37V182H36ZM46 183L44 182V184H46ZM55 183H56V182H55ZM61 183H62V182H61ZM86 183H87V182H86ZM133 183H132V184H133ZM231 183H232V182H231ZM37 184H38V183H37ZM39 184H40V182H39ZM48 184H49V183H48ZM51 184H52V185H55V184H53V182H52ZM51 184H50V185H51ZM59 184H60V182H58L57 185H59ZM66 184H67V183H66ZM139 184H140V185H139ZM233 184H234V183H233ZM26 185H27V184H26ZM26 185H25V186H26ZM28 185H29V183H28ZM30 185H31V184H30ZM46 185H47V184H46ZM108 185H109V184H108ZM135 185H136V184H134L133 186H135ZM5 186H6V185H5ZM5 186H4V187H5ZM31 186H32V185H31ZM48 186H49V185H47V187H46V186H44V187H46V188L49 189ZM80 186H83V187H84L85 185H80ZM133 186H131V187H133ZM136 186H137V185H136ZM136 186H135V187H136ZM4 187H3V188H4ZM19 187H20V186H19ZM29 187H30V186H29ZM34 187H35V186H34ZM34 187H33V190H34ZM51 187L53 188V187H55V186H51ZM51 187H50V188H51ZM57 187H58V186H57ZM72 187H73V186H72ZM88 187H89V185H88ZM110 187H112V185H109V188H110ZM129 187H130V186H129ZM129 187L127 186V188H129ZM135 187H134V189H136ZM75 188H76V187H75ZM78 188H79V186H78ZM138 188H139V187H138ZM138 188L136 189V191L139 190ZM18 189H19V188H18ZM30 189H31V188H30ZM39 189H40V188H39ZM48 189H45V190H48ZM68 189H69V188H68ZM83 189H84V188H83ZM144 189H145L146 191H150L149 188L146 189V188H143V187H142L140 192H142V190H144ZM5 190H6V189H5ZM5 190H4V191H5ZM8 190H9V189H8ZM20 190H21V189H20ZM45 190H44V191H45ZM56 190H57V189H56ZM71 190H72V189H71ZM80 190H81V189H80ZM127 190H128V189H127ZM127 190H126V188H125V191H124L123 193L127 192ZM129 190H130V188H129ZM6 191H7V190H6ZM37 191H39V190H37ZM41 191H42V188L40 189V192H39V193L43 194V192H41ZM49 191H50V190H49ZM52 191H53V189H52ZM134 191H135V190H133V192H134ZM224 191H225V190H224ZM226 191H227V190H226ZM0 192H1V191H0ZM10 192H11V191H10ZM50 192H51V191H50ZM131 192H132V191H131ZM133 192H132V193H133ZM140 192H139V193H140ZM150 192H151V191H150ZM150 192H149V193H150ZM3 193H4V192H3ZM15 193H17V192L15 191ZM21 193H22V192H21ZM21 193H19V195H20L21 197H23V196L21 195ZM26 193H28V192H26ZM34 193H35V192H34ZM34 193H33V194H34ZM36 193H37V192H36ZM39 193H37V194H39ZM57 193H58V192H57ZM75 193H77V191H75ZM78 193H79V192H78ZM114 193H115V192H114ZM123 193H121V192H120V194L118 193V195H121V194H122V195H121L120 202H119V201H116V200H118V199L120 198V196H118V195H116V194H115V195H116L115 198H117V199L114 200V201L119 202V204L121 203V201H124V200H125L124 198H126V196H124V197H122V196L125 195L126 193H125V194H123ZM129 193H130V191L127 192L126 195H128ZM135 193H136V192H134V196L131 195V193H130V195H131L133 198L135 197L134 199H136V196H137V198H138V196H139L138 193H137V195H136ZM144 193L146 194L145 191H144ZM144 193L140 195V196H143L142 199L144 198V195H145ZM22 194H23V193H22ZM24 194H25V193H24ZM46 194H47V192H46ZM64 194H65V193H64ZM70 194H71V193H70ZM72 194H74V193H72ZM84 194H85V193H84ZM112 194H113V193H111V192L108 193L109 196H111ZM15 195L18 196V194H14V196H15ZM26 195H27V194H26ZM26 195H25V197H26ZM44 195H45V193H44ZM44 195H43V196H44ZM59 195H60V194H59ZM108 195H107V196H108ZM115 195H114V196H115ZM135 195H136V196H135ZM146 195L148 196V198H149L150 196L152 197V195H150V194H149L150 196H149L148 194H146ZM1 196H2V195H1ZM14 196H13V197H14ZM38 196L40 197L41 195L39 194ZM69 196H70V195H69ZM109 196H108V198H107V199H109V200L114 198V196H113L112 198H109ZM117 196H118L119 198H118ZM128 196H129V195H128ZM128 196H127V198H126V202L124 201L126 204H124L123 206L126 205V206L129 207L130 210H131L132 207L128 206L127 203L130 204V201H131V204H132V202H133L132 200H133V199H131L130 201L127 202ZM147 196L145 197V199H143L144 201L146 200ZM153 196H154V195H153ZM18 197H19V196H18ZM27 197H28V196H27ZM54 197H55V196H54ZM57 197H58V196H57ZM60 197H61V196H59V198H60ZM85 197H87V196H85ZM132 197L129 196V198H132ZM154 197H155V198H158L156 195H155ZM15 198H16V197H15ZM37 198H38V197H37ZM40 198H42V196H41ZM55 198H56V197H55ZM72 198H73V197H72ZM72 198H71V199H72ZM77 198H78V197H77ZM17 199H18V198H17ZM63 199H64V198H63ZM68 199H69V198H68ZM74 199H75V198H74ZM122 199H123V200H122ZM158 199H159V198H158ZM21 200H22V199H21ZM23 200H24V199H23ZM26 200H28V199H26ZM30 200H31V199H30ZM58 200H59V199H58ZM66 200H67V199H66ZM87 200H88V199H87ZM128 200H129V199H128ZM136 200H137V199H136ZM139 200L142 201L141 198H140ZM161 200H162V199H161ZM34 201H35V200H34ZM77 201H78V200H77ZM106 201H107V200H106ZM114 201H113V202H114ZM2 202H3V201H2ZM12 202H13V201H12ZM23 202H24V201H23ZM25 202H27V201H25ZM35 202H36V201H35ZM54 202H55V200L53 201V204H54ZM57 202H58V201H57ZM116 202H114L115 205H116ZM14 203H15V202H13L12 206H14V205H16V204H19L18 202H17L16 204H14ZM51 203H52V202H51ZM58 203H59V202H58ZM72 203H74V202H72ZM80 203H81V202H80ZM104 203H105V202H104ZM110 203H111V200H110ZM122 203H123V202H122ZM135 203H136V201L133 202L132 205H134ZM137 203H138V202H137ZM137 203H136V204H137ZM148 203H149V202H148ZM47 204L49 205L50 203H47ZM47 204H46V205H47ZM59 204H61V203H59ZM82 204H83V203H82ZM111 204H112V203H111ZM111 204H110V205H111ZM131 204H130V205H131ZM136 204H135V205H136ZM142 204L144 205V203H142ZM145 204H146V203H145ZM149 204H150V203H149ZM31 205H32V204H31ZM38 205H39V203H38ZM56 205H57V204H56ZM61 205H64V204H63V201H62V204H61ZM17 206H18V205H17ZM17 206H16V208H17ZM25 206H26V204H25ZM121 206H122V205H121ZM123 206L121 207L122 209H120L121 212H122V210L125 211ZM126 206H125V209L127 208ZM19 207H20V206H19ZM45 207H46V206H45ZM65 207H66V204H65ZM65 207L63 206V208H65ZM68 207H69V205H68ZM26 208H27V206H26ZM58 208H59V206H58ZM60 208H62V207H60ZM70 208H71V206H70ZM73 208H74V207H73ZM73 208H72V209H73ZM87 208H88V207H87ZM87 208H85V209H87ZM129 208H128V210H129ZM65 209H66V208H65ZM67 209H68V208H67ZM72 209H71V212H70V213H72ZM75 209H76V208H74V210H75ZM83 209H84V208H83ZM83 209H81V210H83ZM115 209H118V210H119L118 207H117V208L115 207L114 210H115ZM19 210H20V209H19ZM48 210H49V209H48ZM69 210H70V209H69ZM79 210H80V209H79ZM110 210L112 211L113 209H110ZM128 210H126V211H128ZM132 210H133V209H132ZM1 211H2V210H1ZM15 211H17V210L15 209ZM57 211H58V210H57ZM115 211H117V210H115ZM115 211H114V212H115ZM133 211H134V210H133ZM43 212H45V211H43ZM78 212H79V211H78ZM80 212H81V211H80ZM82 212H84V210H83ZM3 213H5V210H4ZM40 213H41V212H40ZM57 213H58V212H57ZM73 213H74V215H75V212H73ZM100 213H101V212H100ZM111 213H112V212H111ZM122 213H123V212H122ZM24 214H25V212H24ZM38 214H39V213H38ZM38 214H36V215H38ZM42 214H43V213H41V215H42ZM44 214H46V213H44ZM80 214H81V213H80ZM125 214H126V213L124 212L123 215L125 216ZM130 214H131V213H130ZM4 215H5V214H4ZM36 215H34V216H36ZM81 215H82V214H81ZM81 215H80V216H81ZM98 215H101V214L98 213ZM128 215H129V214H128ZM28 216H29V215H28ZM69 216H70V214H69ZM72 216H73V215H72ZM104 216H106V215H104ZM17 217H18V216H17ZM29 217H30V216H29ZM38 217H39V216H38ZM40 217H42V216H40ZM40 217H39V218H40ZM49 217H50V216H49ZM83 218H84V217H83ZM83 218H82V219H83ZM109 218H110V217H109ZM20 219H21V218L19 217L18 220H20ZM22 219H23V218H22ZM41 219H42V218H41ZM68 219H69V218H68ZM32 220H33V218H32ZM83 220H87L86 217H85V219H83ZM105 220H106V218H105ZM110 220H111V219H110ZM110 220H109V222L111 223ZM116 220H117V219H116ZM116 220H115V223H116ZM125 220H126V219H125ZM20 221H21V220H20ZM34 221H35V220H34ZM41 221H42V220H41ZM88 221H89V220H88ZM113 221H114V220H112V222H113ZM11 222H12V221H11ZM18 222H19V221H18ZM24 222H25V221H24ZM92 222H93V221H92ZM8 223H9V220H8ZM30 223L32 224L33 222H30ZM30 223H29V224H30ZM83 223H84V222H83ZM102 223H104V222H102ZM110 223H109V225H110ZM113 223H114V222H113ZM13 224H14V223H13ZM40 224H41V223H40ZM40 224H39V225H40ZM90 224H91V222H90ZM104 224H105V223H104ZM111 224H112V223H111ZM10 225H11V224H10ZM18 225H19V223H18ZM36 225H38V224H36ZM36 225H35V227H37ZM39 225H38V226H39ZM85 225H86V224H85ZM100 225L103 226V227H104V226L106 227L107 224H106V225H102V224L100 223L99 226H100ZM112 225H113V224H112ZM82 226H83V225H81V227H82ZM95 226L98 227V223H97V225H96V224L94 225V228H95ZM11 227H13V226H11ZM14 227H16V225H14ZM14 227H13V229H14ZM17 227H18V226H17ZM22 227H23V226H22ZM35 227H33V229H35ZM45 227H46V226H45ZM103 227H102V229H103ZM19 228H20V226H19ZM37 228H39V227H37ZM56 228H57V226H56ZM100 228H101V227H100ZM109 228H110V226H109ZM114 228L116 229L117 226L114 227ZM2 229H5V228H2ZM30 229H31V228H30ZM102 229H101V230H102ZM19 230H20V229H19ZM11 231H12V230H11ZM11 231H10V232H11ZM14 231H15V230H14ZM27 231H28V229H27ZM31 231H32V229H31ZM38 231H39V229H38ZM46 231H48V230H46ZM46 231H45V232H46ZM52 231H54V230H52ZM8 232H9V231H8ZM24 233H25V232H23V234H24ZM77 234H78V233H77ZM92 234H93V233H92ZM92 234H91V235H92ZM99 234H100V233H99ZM99 234H98V235H99ZM123 234H124V233H123ZM123 234L120 235V236H123ZM21 235H22V234H21ZM21 235H19V236H21ZM54 235H55V234H54ZM124 235H126V234H124ZM2 236H3V235H2ZM24 236H26V235H24ZM28 236H29V235H28ZM94 236H95V235H94ZM4 237H5V236H4ZM29 237H30V236H29ZM101 237H102V234H101ZM148 237H149V236H148ZM0 238H1V237H0ZM21 238H23V237H21ZM27 238H28V237H27ZM51 238L53 239L52 235H51ZM60 238H61V237H60ZM118 238H119V237H118ZM118 238H116V239H118ZM131 238H132V237H130V239H131ZM19 239H20V238H19ZM32 239H33V238H32ZM92 239H95V240H96L95 237L92 238ZM102 239L104 240V238H102ZM120 239H121V237L119 238V240H118L117 242H119ZM17 240H18V239H17ZM26 240H27V239H25L24 241H26ZM30 240H31V238H30ZM30 240H28L27 243H28ZM53 240H55V238H54ZM53 240H52V241H53ZM95 240H94V242H95L94 244H101V243L103 242V240H101V241H102L101 243H96ZM126 240H128V239H126ZM20 241H21V240H20ZM91 241H92V240L87 241V243L89 242V243L93 244V242H91ZM97 241H98V240H97ZM16 242H18V241H16ZM35 242H36V241H34V242H32V243L34 244ZM47 242H48V240H47ZM98 242H100V240H99ZM120 242H121V244L123 243V242H122V239H121ZM120 242H119V244H120ZM85 243H86V242H85ZM87 243H86V244H87ZM89 243H88V244H89ZM124 243H127V242L125 241ZM130 243H132V241H131ZM22 244H24V243H22ZM28 245H29V243H28ZM21 246H23V245H21ZM21 246H20V247H21ZM94 246H95V245H94ZM94 246H93V247H94ZM126 246H127V245H126ZM32 247H33V246H32ZM18 248H19V247H18ZM15 249H17V248H15ZM22 249H24V247H23ZM33 249H35V247H34ZM80 249H81V248H80ZM92 249H93V248H92ZM26 250H27V248H26ZM31 250H32V249H31ZM52 250H53V249H52ZM103 250H104V249H103ZM119 250H120V249H119ZM19 251H20V250H19ZM90 251H91V249H90ZM49 252H51V251H49ZM102 252H103V251H102ZM133 252H134V251H133ZM133 252H132V253H133ZM22 253H23V252H22ZM128 253H129V252H128ZM50 254H51V253H50ZM33 255H34V254H33ZM139 255H140V254H139ZM139 255H137V256H139ZM15 256H16V255H15ZM20 256H21V255H20ZM27 256H28V255H27ZM27 256H26V257H27ZM36 256H37V255H36ZM40 256H41V255H38V256H37V257L39 258V259H37V260H41L40 258H41L42 256H41V257H40ZM32 257H33V256H32ZM37 257H35V258H37ZM51 257H52V256H51ZM30 258H31V257H30ZM42 258H43V257H42ZM110 258H111V257H110ZM33 259H34V258H33ZM92 259H94V258H92ZM92 259H91V260H92ZM96 259H97V258H95V260H96ZM27 260H29V259L27 258ZM34 260H35V259H34ZM37 260H36V261H37ZM46 260H47V259H46ZM3 261H4V260H3ZM12 261H13V260H12ZM22 261H24V259H23ZM31 261H32V258H31ZM48 261H49V260H48ZM59 261L61 262V260H59ZM16 262H19V261H16ZM42 262H43V260H41V263H40V262H36V263L42 264ZM31 263H32V262H31ZM33 263H35V262H33ZM16 264H17V263H16ZM22 264H23V263H22Z\"/></svg>","mask_w":264,"mask_h":264}]
</instances>
